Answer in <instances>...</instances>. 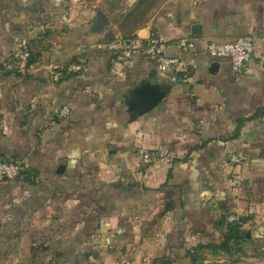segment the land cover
Returning <instances> with one entry per match:
<instances>
[{
  "label": "crops",
  "instance_id": "crops-1",
  "mask_svg": "<svg viewBox=\"0 0 264 264\" xmlns=\"http://www.w3.org/2000/svg\"><path fill=\"white\" fill-rule=\"evenodd\" d=\"M137 6L0 0V63L22 44L37 53L25 74L0 71V157L29 170L0 181V264H142L184 246L219 264L225 251L204 246L223 238L227 213L244 219L264 264V0ZM98 9L109 24L97 32ZM130 34L160 37L187 80L171 82L142 54L118 60L107 44ZM241 36L253 52L240 72L207 53ZM76 59L80 71L49 74ZM144 80L171 85L129 119L125 96ZM146 150L158 156L148 165Z\"/></svg>",
  "mask_w": 264,
  "mask_h": 264
},
{
  "label": "built area",
  "instance_id": "built-area-1",
  "mask_svg": "<svg viewBox=\"0 0 264 264\" xmlns=\"http://www.w3.org/2000/svg\"><path fill=\"white\" fill-rule=\"evenodd\" d=\"M187 46H191V44L189 43ZM107 48L115 51L118 60H125L139 54L152 57L156 62L157 72L168 76L171 82L187 80L186 74L178 75L177 58L168 57L164 54L165 43L155 34H150L144 38L136 34L118 36L107 44ZM206 49L210 56L227 58L230 62L231 70L240 72L247 67L252 56L253 39L249 36H241L234 41L222 44L210 42ZM29 51V48L19 50L13 60L4 63L5 67L8 70L25 74L27 72ZM82 64L83 60H77L63 66H51L49 74L56 80L64 73L79 71L82 68ZM54 111L59 117H64L69 113L67 106L57 107ZM156 155L154 150H146L143 152L142 158L148 162L155 158ZM231 160L238 161V158H231ZM22 170L23 163L20 160L0 158V181L14 179L20 176ZM238 218L237 215H231L228 219L235 221Z\"/></svg>",
  "mask_w": 264,
  "mask_h": 264
},
{
  "label": "trees",
  "instance_id": "trees-1",
  "mask_svg": "<svg viewBox=\"0 0 264 264\" xmlns=\"http://www.w3.org/2000/svg\"><path fill=\"white\" fill-rule=\"evenodd\" d=\"M25 48H27L26 44H22L15 51L11 52L0 63V71H4L5 73H13L16 75H22L21 73H19L17 71L8 70L5 67L4 63L7 61H10V60H13L16 53L19 50H22ZM36 57H37V53L30 50L28 60H27V67H26L27 70L36 61ZM76 61H77V59L72 60L67 64H70V63H73ZM67 64H65V65H67ZM76 72H78V71H76ZM76 72H73V73H76ZM71 73L72 72H68V74H71ZM64 75H66V74L64 73ZM157 157L158 156L156 155V157L153 158L152 160H150L148 162H146V161H144V162L146 165L151 164L157 159ZM2 159H4V158H2ZM5 160H9V159H5ZM22 174L26 175L27 178L29 177V170L26 171V168L24 167V165H23V170L21 171L20 175H22ZM231 215H237V214L227 213V214H225V216H223V221H224V225H225V233L223 235V238L219 242H211L204 247L220 249L222 251L227 252V251H229V249L231 248L232 245H238V244H240L246 240L253 241V242L255 241V240H253V238H251L250 232L244 227V219L241 218L240 216H238L239 217L238 220L230 221L228 218ZM200 247H203V246L198 245L196 248L199 249ZM178 262L181 264H199L196 261V256L193 255L191 253V251L188 248H186L185 246L182 247V252L177 253L176 255L164 254V255H160V256H155L153 258H150L149 260H143L141 263L142 264H176ZM126 263L131 264V262L128 260H122L119 264H126Z\"/></svg>",
  "mask_w": 264,
  "mask_h": 264
},
{
  "label": "water",
  "instance_id": "water-1",
  "mask_svg": "<svg viewBox=\"0 0 264 264\" xmlns=\"http://www.w3.org/2000/svg\"><path fill=\"white\" fill-rule=\"evenodd\" d=\"M108 24V16L103 10L98 9L92 29L98 32L106 29ZM170 85V83L164 81L151 82L144 80L131 88L125 96L129 119L141 116L156 107L165 97Z\"/></svg>",
  "mask_w": 264,
  "mask_h": 264
},
{
  "label": "rangeland",
  "instance_id": "rangeland-1",
  "mask_svg": "<svg viewBox=\"0 0 264 264\" xmlns=\"http://www.w3.org/2000/svg\"><path fill=\"white\" fill-rule=\"evenodd\" d=\"M159 1L160 0H138V14L147 13V11ZM247 245V241H243L242 243H240V246L232 245L229 251L222 253L221 257H219V255H216V252H218L217 250H210L212 252L211 257H219L216 260L219 262V264H263L262 262L251 258L255 255L261 257L263 256V252L256 247H253V245H250L251 247H247ZM206 256L207 255H199L198 258L205 259Z\"/></svg>",
  "mask_w": 264,
  "mask_h": 264
}]
</instances>
